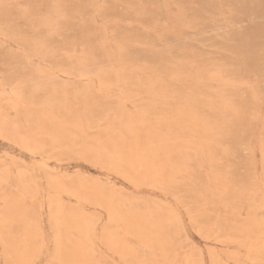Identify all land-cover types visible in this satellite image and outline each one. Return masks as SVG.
Here are the masks:
<instances>
[{
  "label": "rangeland",
  "instance_id": "1",
  "mask_svg": "<svg viewBox=\"0 0 264 264\" xmlns=\"http://www.w3.org/2000/svg\"><path fill=\"white\" fill-rule=\"evenodd\" d=\"M0 122V264H264V0H0Z\"/></svg>",
  "mask_w": 264,
  "mask_h": 264
},
{
  "label": "bare ground",
  "instance_id": "2",
  "mask_svg": "<svg viewBox=\"0 0 264 264\" xmlns=\"http://www.w3.org/2000/svg\"><path fill=\"white\" fill-rule=\"evenodd\" d=\"M24 41V40H23ZM47 42V41H46ZM23 45V44H22ZM31 45H32V43H31ZM8 58V57H7ZM0 123H2V122H0Z\"/></svg>",
  "mask_w": 264,
  "mask_h": 264
}]
</instances>
